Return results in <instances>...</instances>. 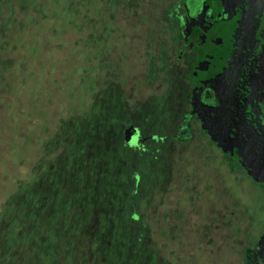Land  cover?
<instances>
[{
    "label": "rangeland",
    "instance_id": "rangeland-1",
    "mask_svg": "<svg viewBox=\"0 0 264 264\" xmlns=\"http://www.w3.org/2000/svg\"><path fill=\"white\" fill-rule=\"evenodd\" d=\"M50 1L47 17L32 22L34 40L18 27L20 53L3 47L9 71L1 82L13 80L14 95L23 91L17 77L34 78L36 70L42 78L34 96L6 94L0 102V157L8 162H0V209L14 193L58 209L76 238L68 243L75 259L94 245L99 257L109 254L114 230L124 226L144 227L150 264H246L264 209L256 187L196 134L175 138L189 110L170 68L177 25L168 12L176 0ZM130 127L148 141L132 146ZM32 128L37 143L14 157L23 144L11 146V133ZM13 206L9 215L17 213ZM102 233L104 252L97 245Z\"/></svg>",
    "mask_w": 264,
    "mask_h": 264
},
{
    "label": "flooded vegetation",
    "instance_id": "flooded-vegetation-1",
    "mask_svg": "<svg viewBox=\"0 0 264 264\" xmlns=\"http://www.w3.org/2000/svg\"><path fill=\"white\" fill-rule=\"evenodd\" d=\"M168 16L177 25L170 68L189 99L175 138L196 134L256 187V202L264 204V0H176ZM129 133L137 135L133 127ZM259 216L261 230L256 245L245 249L246 264L264 255L263 208Z\"/></svg>",
    "mask_w": 264,
    "mask_h": 264
},
{
    "label": "trees",
    "instance_id": "trees-1",
    "mask_svg": "<svg viewBox=\"0 0 264 264\" xmlns=\"http://www.w3.org/2000/svg\"><path fill=\"white\" fill-rule=\"evenodd\" d=\"M1 2H3L0 8V102L2 103L3 99L6 100V94L14 95L9 87L13 80H7L8 83L6 81L1 82V80L6 78L4 73L9 71L7 68L9 63L2 59L3 47L5 45L10 46L14 51L20 53L24 39L23 35H16L18 27L23 28L24 32L30 36H25V38L34 40V32L38 31V28L32 22L36 19L34 23L36 24L39 17H47L53 6L50 0H1ZM34 8L37 11H33ZM46 22L48 24V20ZM41 26L40 24L39 27ZM50 30L53 31L51 26L43 31L47 32ZM25 47L27 46H23V48ZM19 65L20 60L16 59L10 70L13 69L14 73ZM37 75L38 71L35 70L34 78H32L33 73L25 77H17L19 78L20 87H23V91L21 94L14 96L18 98H22L26 94L34 96V89L36 88L39 91L37 83L40 77L42 78L40 75L38 78ZM31 100L34 102V99ZM28 105L34 108L33 104L28 103ZM20 122L19 120L18 126ZM18 126L14 123L12 125L16 129ZM20 131L21 134L17 132L15 135L12 132L11 134L14 138L12 140L11 138L9 139L13 141L12 144L9 143L11 146L16 145V142L23 144L22 150L12 154L14 157L19 158L24 157L28 153L27 144L31 145L32 142L37 141L35 129H29L28 132H25L24 129ZM0 162L3 164L8 163L4 162V160L1 161V157ZM136 186L140 188V184ZM15 197H17L18 204L13 206ZM12 206L15 208L14 210H17V213L9 215L8 213ZM45 206L44 201L38 204L35 198H31V194L27 196V200L23 199L20 193H14L7 199L3 210H1L2 208L0 209V264H150L149 254L151 250L144 227L136 229V231L124 226L114 230L111 241L112 246L109 247L110 253L104 257H99V255L94 253L96 251L95 245L91 249L83 250L84 254L79 259L69 257L68 253L77 249L68 243H72L76 238L72 235L66 220L62 218L64 214L54 207ZM136 217L138 216L128 217L127 214V219H132L135 222L140 219ZM51 221L59 222L50 224ZM104 238L105 233H102L99 238V244H97L103 252L108 251L107 245L109 244V242H105ZM97 257L98 262L95 260ZM103 258L105 262L100 261ZM151 260L155 259L151 256ZM156 263L159 264V261L156 260Z\"/></svg>",
    "mask_w": 264,
    "mask_h": 264
},
{
    "label": "clouds",
    "instance_id": "clouds-1",
    "mask_svg": "<svg viewBox=\"0 0 264 264\" xmlns=\"http://www.w3.org/2000/svg\"><path fill=\"white\" fill-rule=\"evenodd\" d=\"M138 135H139V134H137V135H136V139H135L134 141L131 142V145H132V146H136V144H137V140H138Z\"/></svg>",
    "mask_w": 264,
    "mask_h": 264
},
{
    "label": "snow or ice",
    "instance_id": "snow-or-ice-1",
    "mask_svg": "<svg viewBox=\"0 0 264 264\" xmlns=\"http://www.w3.org/2000/svg\"><path fill=\"white\" fill-rule=\"evenodd\" d=\"M137 134H138V131H137ZM136 139V135H133L132 137H131V142L132 141H134ZM137 219L139 218V217H136Z\"/></svg>",
    "mask_w": 264,
    "mask_h": 264
}]
</instances>
